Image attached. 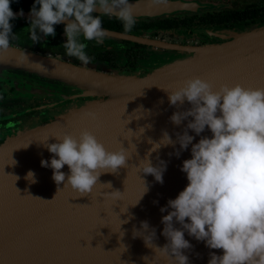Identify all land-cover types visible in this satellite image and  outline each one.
I'll use <instances>...</instances> for the list:
<instances>
[{
    "label": "water",
    "instance_id": "1",
    "mask_svg": "<svg viewBox=\"0 0 264 264\" xmlns=\"http://www.w3.org/2000/svg\"><path fill=\"white\" fill-rule=\"evenodd\" d=\"M130 3L135 5V15L211 4L207 0H130ZM13 11L19 15L21 10ZM27 14L30 12L23 11V15ZM104 29L114 36L190 55L140 75L130 70H100L12 44L0 54V70L2 66H10L39 73L72 85L78 90L74 95L94 97L84 100L91 101L85 105L0 142V264H170L159 251L155 253L154 248L148 247L142 236H133L134 226L141 229V222L147 221L150 228L156 229L152 246L163 247L168 241L162 234L161 220L167 212L162 213L160 208L188 184L181 167L185 159L191 158V145L181 150L179 156L178 143L175 147L161 146L151 153L153 165L161 161L167 165L162 184L135 166L152 148L149 139L159 142L166 130L176 140V133H182L188 122L184 120L179 126L171 122L174 112L191 105L186 101L180 108L170 106L164 89L175 90L192 77L207 79L217 89L223 84L237 83L264 87V23L231 39L204 44ZM87 113H94L96 119ZM84 130L94 133L110 151L119 150L122 143L132 154L129 167L100 176L99 183L111 182V188L97 184L92 193L80 196L61 183L58 191L52 179L53 170L41 166L42 160L50 162L53 155L45 142L55 143V136L66 133L78 137ZM189 134L195 137L193 143L201 136H211L207 129L199 136L192 130ZM30 170L35 173V182L26 178ZM61 171L68 174V166ZM144 181L148 191L143 195ZM115 190L122 192L119 201L111 194ZM175 226L180 227L178 223ZM185 239L192 245L184 250L189 264H208L210 253L223 254V250L210 249L187 232Z\"/></svg>",
    "mask_w": 264,
    "mask_h": 264
},
{
    "label": "clouds",
    "instance_id": "2",
    "mask_svg": "<svg viewBox=\"0 0 264 264\" xmlns=\"http://www.w3.org/2000/svg\"><path fill=\"white\" fill-rule=\"evenodd\" d=\"M12 3L13 0H0V54L16 39L11 22L17 14ZM134 9L130 0H34L26 30L36 44L41 41V34L54 37L55 26L63 24L67 40L62 46L66 55L88 64L92 59L85 51L88 45L80 38L97 44L104 42L109 33L102 26V15L114 16L125 31H131L136 24ZM19 15L23 16V9ZM164 90L168 92L170 106L180 108L186 101L191 105L174 112L171 122L177 126L184 120L188 122L182 133H176V140L166 130L159 142L149 139L152 148L135 166L162 184L167 165L163 161L153 165L151 153L161 146L175 147L178 143L179 156L181 150L191 145V158L185 159L181 167L188 184L160 208L162 213L167 212L161 220L162 234L168 241L163 247L152 246L156 229L150 228L147 221L141 222V229L134 226L133 236H142L146 245L154 248L155 253L159 251L170 264H189L184 250L192 245L185 239V232L204 241L210 249L223 250L222 255L210 253L208 264H264V87L237 83L223 84L217 89L207 79L192 77L175 90ZM87 115L96 119L94 113ZM141 129L143 133L144 128ZM206 129L211 136H201L193 143L195 137L189 130L199 136ZM55 138V143L45 142L53 155L50 162L42 160L41 166L53 170L52 179L58 191L61 183L80 196L92 193L97 184L111 188V182L99 183L100 176L129 167L132 154L122 143L119 150L110 151L89 130L78 137L66 133ZM65 165L68 174L61 171ZM26 178L35 182V173L30 170ZM147 191L145 183L143 195ZM120 193L111 192L117 201ZM177 223L180 227L175 226Z\"/></svg>",
    "mask_w": 264,
    "mask_h": 264
},
{
    "label": "flooded vegetation",
    "instance_id": "3",
    "mask_svg": "<svg viewBox=\"0 0 264 264\" xmlns=\"http://www.w3.org/2000/svg\"><path fill=\"white\" fill-rule=\"evenodd\" d=\"M200 1H206V0H200ZM208 2H211V4H207L205 6H198L193 8H186V9H180L175 8L171 11L166 12H160L155 15H147V14H138L135 15L136 20H152L154 18L159 17H168V16H200L203 13L212 12L215 10H223V9H229V8H236L240 12H242V16L245 14V9L248 8H259L264 6V0H207ZM34 3V0H13L12 3V9L13 10H21L30 12L31 7ZM30 14L27 15H17V18L13 20L11 23L13 24V32L16 33V39L11 42L12 45H16L21 48H25L28 50H32L41 54L51 55L55 56L64 60H68L77 64L86 65L92 68L103 70L102 68L107 69H122L123 71L131 70L133 72L139 73L142 71V69L138 66L137 61L140 58H144L147 55V47H153V48H162V49H170L165 47H159L154 46L150 44H144L139 42H134L132 40L124 39V37H118L109 34L103 43L97 44L95 41H84L83 37H81V42L87 43V48L85 49L86 54L91 57V61L88 64H84L83 62L79 61L78 59L74 57H69L66 55L65 49L63 48L62 44L66 42L67 36L64 32V25H56V35L53 36H43L41 34L42 39L39 43L33 44V42L30 39V32L27 31V27L29 24V17ZM94 15H101L100 13H94ZM102 18V26L103 28H112L121 30L128 33H133L137 35H144L149 37H154L158 39H164L162 37H158L157 34L160 30H176L181 31L183 33H194L198 31L200 34H205L208 39H211V37H216L214 34H208L205 29L210 30L212 32L221 33V30H244V29H251L256 26H259L264 23V21H258L254 20L251 23L248 24H232V25H215L213 23H197L191 27H172V28H159L157 30L153 29H147V30H139L138 32L134 31H125L123 28L122 23L116 19L114 16H101ZM220 30V31H218ZM212 35V36H211ZM213 37V38H214ZM108 39H111L112 42L108 41ZM119 39L123 41L124 43L128 44L127 46L123 48H118L116 46L117 40ZM171 41V40H167ZM172 42H181V43H188L187 41H172ZM139 44V45H136ZM194 44V43H191ZM176 50V49H171ZM126 57V63L121 64L119 61L121 58ZM125 65V66H124ZM95 66V67H93ZM106 71V70H105ZM55 82V85L64 87V91H56L54 87L52 86H45L42 85V88L46 89V92H53L55 93V97L59 98L62 102L65 100L71 101L74 98H80L82 96L74 95L76 92L73 87L69 86H63V84L59 81H53ZM19 81L16 79L15 74L11 72V74H7L5 71L0 70V100H3L7 97H10L12 95L13 90L15 89H22V86L19 85ZM28 89V88H27ZM73 90V91H72ZM28 91V90H27ZM66 101V102H67ZM6 117L4 115L0 116V122H5ZM50 120V119H49ZM48 120V121H49ZM20 133L16 132L14 135H18ZM4 133H0V142H3L5 140Z\"/></svg>",
    "mask_w": 264,
    "mask_h": 264
},
{
    "label": "rangeland",
    "instance_id": "4",
    "mask_svg": "<svg viewBox=\"0 0 264 264\" xmlns=\"http://www.w3.org/2000/svg\"><path fill=\"white\" fill-rule=\"evenodd\" d=\"M248 30L250 29L238 31L228 29L221 30V33H219L220 35L216 37L213 36L214 38L211 37V39H208L205 34H200L198 31L194 33H183L181 31H176L172 29L160 30L157 36L171 41L185 40L188 43L204 44L225 41L233 38V36L238 33ZM115 40H117L116 46L118 48L124 49V47L128 45L119 39ZM108 41L112 42L111 39H108ZM146 49L148 52L147 55L137 61L138 66L141 69L143 68L142 71L138 73L140 75H143L154 67H157L172 60L186 58L190 55L187 52L179 50L153 47H147ZM119 61L123 66V64L126 63V57H122ZM102 69L111 72L123 71L122 69L114 70L112 68ZM1 70L5 71L7 74H11V72H13L15 74L16 79L20 83L19 85L22 86V89L13 90L12 95L10 97L0 100V116L4 115V117H6L5 122H0V133L5 134V139L7 137L13 136L16 132L25 131L37 125L43 124L49 119H52L70 109H73L79 106L80 104V106L85 105L91 101L84 100L94 98L92 96H82L80 98H74L71 101L65 100L64 102H62L59 98L55 97V93L46 92V89L42 88V85H45L46 87L52 86L55 88L56 91L60 92L64 91L65 88L62 87V85H55V82L53 81H59L63 84V86L65 85L73 87L72 85L55 78L21 68L2 66ZM73 88L75 92L78 91L75 87Z\"/></svg>",
    "mask_w": 264,
    "mask_h": 264
},
{
    "label": "trees",
    "instance_id": "5",
    "mask_svg": "<svg viewBox=\"0 0 264 264\" xmlns=\"http://www.w3.org/2000/svg\"><path fill=\"white\" fill-rule=\"evenodd\" d=\"M245 14L242 16V12L236 8H229L223 10H215L208 13H203L200 16H168L159 17L152 20H136L131 31L138 32L139 30L153 29L157 30L159 28H172V27H191L197 23L207 24L213 23L215 25H232V24H248L254 20L264 21V6L255 8L250 7L245 9ZM139 45V44H136Z\"/></svg>",
    "mask_w": 264,
    "mask_h": 264
}]
</instances>
